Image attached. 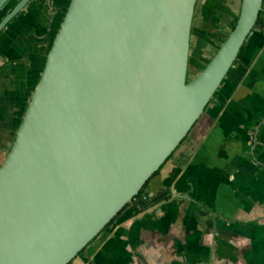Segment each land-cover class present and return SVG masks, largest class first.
<instances>
[{"label": "water", "instance_id": "95a60500", "mask_svg": "<svg viewBox=\"0 0 264 264\" xmlns=\"http://www.w3.org/2000/svg\"><path fill=\"white\" fill-rule=\"evenodd\" d=\"M197 1L70 0L0 165V264H69L187 136L264 2L242 0L235 27L187 80Z\"/></svg>", "mask_w": 264, "mask_h": 264}, {"label": "crops", "instance_id": "0c3cea01", "mask_svg": "<svg viewBox=\"0 0 264 264\" xmlns=\"http://www.w3.org/2000/svg\"><path fill=\"white\" fill-rule=\"evenodd\" d=\"M18 1L0 9V20ZM69 3L31 0L0 32V165ZM241 3L197 1L191 79L229 34ZM147 189L165 190L170 198L148 209L127 206L69 264H264L262 27L250 31L204 111Z\"/></svg>", "mask_w": 264, "mask_h": 264}, {"label": "trees", "instance_id": "16d2710c", "mask_svg": "<svg viewBox=\"0 0 264 264\" xmlns=\"http://www.w3.org/2000/svg\"><path fill=\"white\" fill-rule=\"evenodd\" d=\"M6 13H4L3 17L5 16ZM2 17V18H3ZM238 16H236L231 22H230V32L232 31V29L235 27L236 22H237ZM255 27H262L264 29V2H263V8L260 11L259 14V18L258 21L255 25ZM229 32V33H230ZM228 34L225 36V39L227 38ZM224 39V40H225ZM162 166V165H161ZM160 170V168L154 173H158ZM149 181V180H148ZM148 181L145 183V185L143 186V188L139 191V193L136 195L137 200L136 201H131L130 203H128L119 213L118 215L129 205H135L140 209H148L152 206H155L156 204L168 200L170 198V195L167 191H159L157 194H151L147 187H148ZM117 215V216H118ZM116 216V217H117ZM115 217V218H116ZM114 218V219H115ZM113 219V220H114ZM112 220V221H113ZM111 221V222H112ZM110 222V223H111ZM109 223V224H110Z\"/></svg>", "mask_w": 264, "mask_h": 264}, {"label": "rangeland", "instance_id": "374dc122", "mask_svg": "<svg viewBox=\"0 0 264 264\" xmlns=\"http://www.w3.org/2000/svg\"><path fill=\"white\" fill-rule=\"evenodd\" d=\"M210 52H212V48L210 47V48H208L207 50H206V55H207V53L209 54ZM205 54H204V56H205ZM211 55H208L207 57H210ZM191 71L192 70H190V72L188 71V77H187V80H191V78H192V74H191Z\"/></svg>", "mask_w": 264, "mask_h": 264}, {"label": "built area", "instance_id": "2783aa9c", "mask_svg": "<svg viewBox=\"0 0 264 264\" xmlns=\"http://www.w3.org/2000/svg\"><path fill=\"white\" fill-rule=\"evenodd\" d=\"M136 200H137V198H136V196H134L133 199H132V201H136Z\"/></svg>", "mask_w": 264, "mask_h": 264}]
</instances>
